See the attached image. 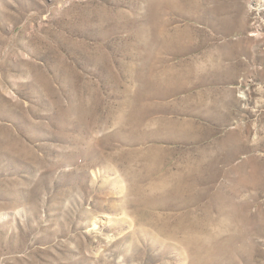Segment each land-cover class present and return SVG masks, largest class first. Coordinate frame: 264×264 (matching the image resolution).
I'll return each mask as SVG.
<instances>
[{
  "label": "rangeland",
  "instance_id": "374dc122",
  "mask_svg": "<svg viewBox=\"0 0 264 264\" xmlns=\"http://www.w3.org/2000/svg\"><path fill=\"white\" fill-rule=\"evenodd\" d=\"M0 264H264V0H0Z\"/></svg>",
  "mask_w": 264,
  "mask_h": 264
}]
</instances>
